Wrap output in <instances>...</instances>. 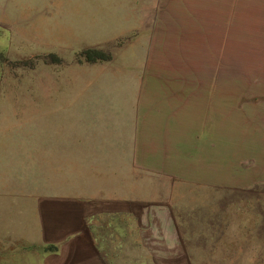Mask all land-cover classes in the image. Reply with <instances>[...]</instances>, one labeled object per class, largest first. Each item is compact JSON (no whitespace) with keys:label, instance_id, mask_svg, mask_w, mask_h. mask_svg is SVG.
<instances>
[{"label":"rangeland","instance_id":"obj_1","mask_svg":"<svg viewBox=\"0 0 264 264\" xmlns=\"http://www.w3.org/2000/svg\"><path fill=\"white\" fill-rule=\"evenodd\" d=\"M119 114L187 264H264V0H0V264H42L73 215L41 152Z\"/></svg>","mask_w":264,"mask_h":264},{"label":"crops","instance_id":"obj_2","mask_svg":"<svg viewBox=\"0 0 264 264\" xmlns=\"http://www.w3.org/2000/svg\"><path fill=\"white\" fill-rule=\"evenodd\" d=\"M121 117L114 116L113 128L102 126L103 131H96L101 137L93 134L91 124L88 134L74 135L72 140L62 136L63 144L57 142L48 152H41L51 175L73 176L74 190L73 215L52 214L57 222L47 230L46 240L58 248L42 258V264H187L184 244L174 225L171 197L168 192L161 193L159 184L146 185L144 178L146 171L170 173L163 168L160 156L146 150L138 128L131 137L129 118L123 121ZM25 149L26 158L34 157L37 151L29 144ZM9 151L13 149L0 142V158L2 152ZM68 164H72L70 174ZM93 220L96 226H92ZM65 221L72 224L70 230L61 225Z\"/></svg>","mask_w":264,"mask_h":264}]
</instances>
